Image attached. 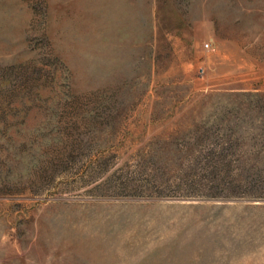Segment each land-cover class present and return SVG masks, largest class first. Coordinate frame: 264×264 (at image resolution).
Listing matches in <instances>:
<instances>
[{
    "label": "rangeland",
    "instance_id": "1",
    "mask_svg": "<svg viewBox=\"0 0 264 264\" xmlns=\"http://www.w3.org/2000/svg\"><path fill=\"white\" fill-rule=\"evenodd\" d=\"M0 264H264V0H0Z\"/></svg>",
    "mask_w": 264,
    "mask_h": 264
},
{
    "label": "built area",
    "instance_id": "2",
    "mask_svg": "<svg viewBox=\"0 0 264 264\" xmlns=\"http://www.w3.org/2000/svg\"><path fill=\"white\" fill-rule=\"evenodd\" d=\"M205 48H208V46L206 45Z\"/></svg>",
    "mask_w": 264,
    "mask_h": 264
}]
</instances>
